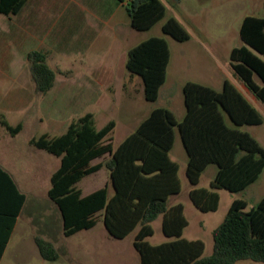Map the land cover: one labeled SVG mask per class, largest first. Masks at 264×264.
<instances>
[{"label": "trees", "instance_id": "obj_1", "mask_svg": "<svg viewBox=\"0 0 264 264\" xmlns=\"http://www.w3.org/2000/svg\"><path fill=\"white\" fill-rule=\"evenodd\" d=\"M25 1L0 0V15H16ZM116 1L124 7L135 31L150 29L165 14L160 0ZM161 30L176 41L188 40L173 18L167 19ZM238 36L242 45L230 51L229 66L264 105V18L246 16ZM26 58L35 92L45 94L53 86L54 71L41 52L31 51ZM168 62L169 50L161 38L151 37L127 52L125 68L141 78L146 101L157 99ZM182 94L185 114L181 122L177 123L167 109H154L116 147L111 137L114 122L97 129L91 113L72 121L61 135L43 134L29 140L31 146L59 158L58 168L50 175L47 196L60 213L62 235L69 237L93 228L100 214L105 231L114 239H123L135 231L132 246L139 264H234L239 260L264 263V197L251 208L242 199L231 202L223 221L212 231L213 252L208 257H202L201 240L181 237L187 226L183 206L167 205L168 198L180 191L178 166L169 158L175 128L187 155L185 176L193 186L188 197L201 212L217 209L219 196L215 190L243 191L264 169V149L247 132L239 130L244 125H260L262 118L232 84L224 81L222 89L215 91L188 82ZM224 115L234 128L225 124ZM0 126L11 137L22 128L21 124L10 126L2 114ZM106 155L105 161L91 163ZM210 164L216 165L217 171L209 189L196 187ZM102 168L108 172L109 183L83 196L77 184ZM0 175L6 183L5 186L2 181V193L6 188L8 196L7 226L0 234L1 259L25 196L1 169ZM158 217L162 234L175 239L150 245L145 239L152 236L151 223ZM34 243L42 259H57L51 242L36 236Z\"/></svg>", "mask_w": 264, "mask_h": 264}, {"label": "rangeland", "instance_id": "obj_2", "mask_svg": "<svg viewBox=\"0 0 264 264\" xmlns=\"http://www.w3.org/2000/svg\"><path fill=\"white\" fill-rule=\"evenodd\" d=\"M59 1V0H57ZM62 0H60L61 2ZM65 1V0H64ZM165 7L162 19L146 31H132L133 37L127 47H133L151 38H161L169 50L166 82L153 102L143 97L141 78L131 75L124 65L105 68H86L81 66V53L58 52L54 58L58 65L51 68L55 73L53 86L45 94L29 92L23 86V97L17 106L11 99H5L6 94H12L24 83V75L31 81L28 70L23 68L24 58L14 47L13 33L21 32L27 24L19 22L17 17L7 18L0 15V57L7 54L8 67L0 66V101L7 105L0 106L5 119L12 125L21 124L22 130L14 137L2 140L3 156L6 158L7 170L12 175L21 191L25 192L27 200L23 216L19 222L17 233L6 250L1 264H139L137 252L132 242L135 231L123 239H114L105 231L100 214L96 216L95 226L89 230L79 231L69 237L62 235L61 217L56 205L48 198L50 175L59 165V158L44 150L29 144L31 138L46 134L50 137L61 135L68 125L79 117L91 113L95 127L102 128L109 121L116 125L111 137L113 146L119 145L125 137L132 133L138 123L152 110L164 108L169 110L177 123L185 114L182 85L207 75L208 68L225 67L229 63V52L232 47L241 46L238 32L242 20L246 16L264 18V0H160ZM53 0H39L38 16L48 12ZM69 0H66V3ZM86 7L85 16L96 13L95 4L85 0H76ZM107 8L109 0H102ZM62 4V2H61ZM51 18L62 16V5H56ZM125 10V9H124ZM176 20L188 35V40L179 42L165 35L161 26L169 19ZM43 19V18H42ZM44 23V22H40ZM55 23V21H54ZM45 29V26L41 25ZM11 37V38H10ZM22 49L33 48L32 44L21 41ZM5 58V57H4ZM112 67V68H111ZM24 71V72H23ZM97 84V90L89 91L87 82ZM123 82V89L122 83ZM8 84L6 91L1 90ZM89 92V93H88ZM97 94H93V93ZM26 94L31 97L24 100ZM11 96V95H10ZM9 98V97H8ZM263 123L258 126H245L244 129L264 149V110L261 112ZM225 124L234 128L224 115ZM104 156L94 162H103ZM169 158L178 166L177 179L180 191L168 198L167 205L180 203L187 220L182 238L186 240L199 239L204 243L202 257H208L213 252L212 231L223 221L233 199H242L248 203V208L264 197V169L257 182L243 191L229 192L224 189L215 190L219 196L215 211L201 212L196 209L188 197L193 187L185 176L187 155L182 146L178 130L174 129V140L169 152ZM217 167L208 165L200 175L196 187L209 189V184L215 176ZM108 184V173L105 169L94 176L83 178L77 185L86 193L88 187ZM97 183V184H96ZM91 187V186H90ZM152 236L145 239L150 245H158L175 238H167L161 231V217L151 223ZM44 238L51 242L57 251V259L48 261L41 258L37 247L32 242L31 235ZM234 264H264L251 260H239Z\"/></svg>", "mask_w": 264, "mask_h": 264}, {"label": "crops", "instance_id": "obj_3", "mask_svg": "<svg viewBox=\"0 0 264 264\" xmlns=\"http://www.w3.org/2000/svg\"><path fill=\"white\" fill-rule=\"evenodd\" d=\"M38 1L39 0H26L22 9L16 15L12 16V17L18 16L17 20H19V22L25 21V23L27 24V26L23 30H21V32L18 31V33H13L12 38L15 44L14 47L17 48L16 50L23 55V58L25 60L23 68H26V71L28 70V74H29V69H28L29 64L26 56L31 51H38L43 53L46 57V64L49 68H54V66L58 65L56 58L54 57L58 52H64V51L75 52L77 54L81 53V56L83 55L82 56L83 60H80V64L84 68H86V65L90 66V68H105V66H107L106 63L110 64V66L119 65V67L122 68V65H124L125 67L127 52L131 48L136 46L135 45L130 48L127 47V43H129V41L133 37L132 31H134V29L131 28L130 26L129 17L126 11L124 10V7L121 4H119L116 0H109V4L107 8H105V4L103 5L101 3L102 0H85L91 4H95L96 6H98V8H96V13L93 14L91 17L85 16L86 7L82 5L81 2H76V0H69V2L67 3L66 0L65 1L62 0L61 1L62 4L60 0L59 1L53 0V2H51V5L48 8V12L46 11L44 12L45 9L43 8L42 15H40L39 17L37 13ZM57 2L59 6L62 5L61 8L64 10V12H62V16H60L58 20L57 19L54 20L53 18L50 17V15H48V13L51 12L53 14V11L57 8L56 7ZM40 22H44V23L42 24ZM41 25L42 26L44 25L45 29L41 28L40 27ZM22 40L25 41L26 43L32 44L33 48L31 47V49L21 50L20 44ZM232 48L230 49V51L232 50ZM63 49L64 51H62ZM2 55L3 57H0V66L2 68H6L9 66L8 65L9 60H7V58L10 57H8L7 54H2ZM207 71L208 74L199 77L198 81H190V82L211 88L215 91H220L222 89L224 81H228L230 84L233 85V87L237 90V92L245 99V101L260 114L263 123V117L261 112L262 110H264V105L259 100H257L252 95V93L243 85V83L234 75L233 71L229 66V63L225 67L220 66L219 68H208ZM23 77L24 79H26V81L24 80V83L20 86V88L17 87L14 93L12 94L7 93L6 94L7 96H5V99L6 98L11 99L12 104H14L15 106H17L18 101H22L21 99L24 98L23 97L24 93L22 91L24 85H26V87L29 89V92H31V95H33L32 91L34 90V84L32 80L29 81L27 79V76L25 75ZM166 77H167V73L165 76V82H166ZM2 81L3 80L0 75L1 84ZM165 82L163 83V85L165 84ZM87 83L88 84L86 88L89 91L92 90V87L95 88L96 90L98 89L97 84L91 81ZM121 84L123 89L124 87L123 82ZM7 86L8 84H6L5 88L2 86L1 90H4L5 92ZM162 86L160 87V89L162 88ZM52 88H54V86H52ZM93 94L95 95L97 93L95 92ZM31 95L30 94L24 95L25 96L24 100L26 101L27 99L29 100L30 99L29 97H31ZM4 100H2V102L0 101V106H3L4 104L7 105L6 104L7 102H4ZM1 110L2 109H0V114H2ZM5 120L12 127L17 125V124L12 125L11 123H9L7 119ZM245 126L246 125L241 126L239 130L246 131L244 129ZM115 127L116 125L114 126L112 133ZM9 136L10 135H8V133L0 126V169L11 177L18 191L25 196V200L21 207L18 217L14 221L11 234L7 240V243L5 245L4 251L0 259V264L2 263V260L5 257L7 248L13 241V237L15 233H17L18 231L19 222L23 216L26 200H27L25 192L21 191V189L18 187L17 183L14 181L12 175L9 173L6 167L7 166L6 158L3 156L4 154L3 146L1 145H2V140H6L7 138H9ZM15 136L13 137L10 136V138H14ZM95 160H93L91 163L92 164L98 163V162H94ZM103 169L104 168L88 176H94ZM260 175L255 182L259 180ZM2 181L3 184L6 186L5 180H3V178L0 175V234L5 231V227L7 226L6 205L8 202L6 188H5V193L4 191L2 193ZM105 185L107 184L102 185L101 181L99 185H95V184L93 185V183H91L90 185L91 187L90 186L88 187L86 193H83L82 190L80 188L79 189L81 190L82 195L84 196L97 189L104 187ZM108 193L109 195H111L112 193V190L110 188ZM234 200H237V198L233 199V201ZM255 205H252L251 207H254ZM247 207H248V203H247ZM36 236L37 235L35 234L31 235V239L33 243H34V238ZM43 239L45 240L49 239L47 238V234Z\"/></svg>", "mask_w": 264, "mask_h": 264}]
</instances>
